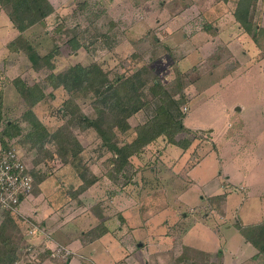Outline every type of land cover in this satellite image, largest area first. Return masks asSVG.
<instances>
[{
  "label": "rangeland",
  "instance_id": "obj_1",
  "mask_svg": "<svg viewBox=\"0 0 264 264\" xmlns=\"http://www.w3.org/2000/svg\"><path fill=\"white\" fill-rule=\"evenodd\" d=\"M223 1L49 0L54 13L43 27L26 33L30 38L39 32L34 41L40 56L56 49L49 63L37 71L23 52L8 47L17 32L0 10L3 122H15L22 132L27 130L26 105L14 86L21 79L42 89L45 99L32 111L49 132L74 125L75 120L67 122L63 112L70 95L61 87L52 89L50 75L96 63L110 80L137 73L149 80L157 78L170 94L181 87L186 98L179 110L185 116L183 124L204 133L196 135L198 139L189 134L176 137L191 141L184 155L160 138L141 149L123 172L110 177L106 173L111 154L100 148V140L91 131L75 127L72 132L85 146L78 158L80 166L86 165L100 177L81 194L76 192L81 184L76 176L79 165L63 166L51 143L34 149L19 136L5 138L30 171L33 183L31 193L19 201L13 214L0 213L11 243L7 248L0 244L4 264H10L12 256V264H182V260L212 264L211 255L182 253L179 239L188 229L187 244L209 248L206 242L216 238L209 226L222 199L208 200V196L223 192L226 177L233 186L253 187L237 215L244 224L257 221L252 204L257 205L255 190L264 186V146H259L264 128V62L255 64L259 49L233 17L238 0ZM251 27H264V0L254 5ZM83 92L79 90L73 103L93 118L97 97ZM144 93L148 95L146 89ZM174 99L180 102L182 96ZM146 101L129 119L132 129L153 115L155 101L151 96ZM132 131H115L119 146L132 140ZM253 137L260 142L246 156L252 151ZM192 153L199 161L188 173L194 163ZM232 189L227 198L229 216L236 215L244 196L243 191ZM205 221L209 224L201 226ZM34 227L44 235L31 232ZM101 231L105 236L91 242ZM221 232L231 239L238 237L231 229Z\"/></svg>",
  "mask_w": 264,
  "mask_h": 264
},
{
  "label": "trees",
  "instance_id": "obj_2",
  "mask_svg": "<svg viewBox=\"0 0 264 264\" xmlns=\"http://www.w3.org/2000/svg\"><path fill=\"white\" fill-rule=\"evenodd\" d=\"M223 2H227V0ZM256 2L257 0H238L233 10V17L240 25L239 28L251 37L254 45L259 49V53L263 55L264 42L258 36L264 38V28L251 27L253 8ZM0 10L17 32V36L9 43L8 47H11L13 52H23L34 71L41 69L42 64H48L50 57L53 58L56 53V49L46 56H40L37 49L38 43L34 41L39 32H33L30 38L26 33L36 26L43 27L46 19L54 13V7L49 0H0ZM208 33L213 35L214 31ZM74 47L78 48L79 44ZM50 79L54 83L52 89L56 90L61 87L70 95V100L63 104L64 119L68 120L67 122L74 119L75 124H67L68 126L58 127L54 132H49L32 111L34 106L45 99L42 89L37 85L28 86L21 79H16L14 86L26 105L23 116L28 127L26 131L22 132L19 124L11 121L3 122L1 118L2 93H0V142L4 148H11L12 145L4 142V139L12 140L19 136L34 149H43L46 143H51L63 166L79 165V171H75L77 178L81 181L76 189L77 194H81L93 186L100 177L93 175L86 165L85 167L80 166L79 159L85 146L72 132L75 127L80 131H91L100 140V148L111 154L109 159L111 167L106 173L110 177L112 174L123 172L129 166L130 160L137 156L141 149L160 138L167 145L177 147L182 151V154H185L191 146V141L189 142L188 139L176 140V137L179 134H189L194 139H198V135L204 134L189 130L183 124L185 116L181 115L179 110L186 98H184L181 87L175 94H170L157 78L153 77L149 80L136 73L127 77L124 75L117 76L114 80H110L100 65L94 63L87 66L74 65L60 75H50ZM151 81L153 84L150 87L148 82ZM145 89L148 95L144 93ZM79 90L84 91V94L91 93L97 97L96 103L92 104L95 113L93 118L86 116L73 103V98L76 97ZM175 95L182 96V100L180 102L175 101ZM148 96H151L152 100L155 101V111L143 124L132 129L129 119L144 108ZM78 114L80 115L76 119ZM129 130H133L135 136L131 141L119 146L115 131L124 134ZM100 156L102 154L99 155V158ZM191 159H194V163L188 168V171L199 161V158L193 156V153ZM73 161H76L77 164H73ZM2 214L6 215L4 212ZM4 224L5 222L0 223V244L3 248H7L11 246V243L5 236ZM237 230L245 241L258 251L257 257L264 258V221L254 226L237 225ZM105 234L106 232L101 231L100 236L92 238L91 242L105 236ZM4 256L5 254L0 250V264H4ZM13 262L14 257L12 256L9 263L12 264ZM183 264L196 263L192 261Z\"/></svg>",
  "mask_w": 264,
  "mask_h": 264
},
{
  "label": "crops",
  "instance_id": "obj_3",
  "mask_svg": "<svg viewBox=\"0 0 264 264\" xmlns=\"http://www.w3.org/2000/svg\"><path fill=\"white\" fill-rule=\"evenodd\" d=\"M261 62H264V53H263V55H261L260 59L255 64H258ZM222 79L223 78H221V80ZM243 127H245V125ZM262 131H263V133L261 135L262 136L261 142L258 141L256 139V137H253L251 142H254V145H250V150H252V151H248L246 156L250 155L251 152L255 151L259 142H260V145H259L260 147H261V145H262V147L264 146V128H263V130H261V132ZM250 138H252V136ZM211 146H213V143ZM182 155H184V154H182ZM249 159H253V157H251ZM188 160H189V157L186 160V162ZM262 162H264V158L262 159ZM191 170H192V168L188 171V173ZM225 179L226 180L223 181L224 187H222L223 192L217 193V194L211 193L208 196V200L209 199H217V200L222 199L221 205L218 209L219 213H216V217H215V221H214L213 225L209 226V231L212 232L213 234H215L216 238L213 241H211V243L206 242V244L209 246V248L204 247V249H203L200 247H196L190 243L189 244L186 243V239H187L188 233H189V230L186 229V231L181 234L180 239H179V242L181 243V245H180L181 251L183 253L184 250H190V251H194V252L196 251V252H200L203 254L211 255L210 262L212 264H216L218 261H219V264H264V258L257 257L258 251L253 246H251L249 243H247L245 241V239L240 235V233L237 230V225L254 226V225H258L264 221V186H262V188L260 187V190L259 189L255 190V196L254 197L257 199V205L255 206L252 204V206H253L252 209L257 210V212L254 216H252V215H250V216L256 217L255 219H257V221L254 223H251V224H249V223L244 224L242 222V220L237 215L238 209L243 205L244 202L249 201L253 187L252 186H248V187L233 186L229 182V177H226ZM193 184H194V182H193ZM192 185L190 187H192ZM190 187H188V189H190ZM231 187L233 188L232 192L237 193V191L241 190L244 193L243 201L239 204L238 208L235 209V211H236L235 216L234 215L229 216L227 214V198L231 192L230 191ZM231 211L232 210H230V213H231ZM200 223H202L201 226H206L207 224H209L206 221L200 222ZM222 229L225 231L230 230V229L234 230L236 236H238V237H235V235H233L232 239H231V237L228 238L227 236H225L221 232ZM201 244H203V243H201ZM215 255H218L217 262H214L215 258L213 260V257ZM184 262H186V261L182 260V264Z\"/></svg>",
  "mask_w": 264,
  "mask_h": 264
},
{
  "label": "built area",
  "instance_id": "obj_4",
  "mask_svg": "<svg viewBox=\"0 0 264 264\" xmlns=\"http://www.w3.org/2000/svg\"><path fill=\"white\" fill-rule=\"evenodd\" d=\"M33 178L18 152L0 143V213L13 214L20 200L32 191ZM31 232L44 235L40 228Z\"/></svg>",
  "mask_w": 264,
  "mask_h": 264
}]
</instances>
